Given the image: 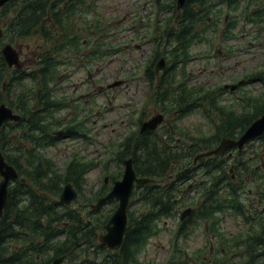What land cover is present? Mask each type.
I'll use <instances>...</instances> for the list:
<instances>
[{"label":"trees","instance_id":"obj_1","mask_svg":"<svg viewBox=\"0 0 264 264\" xmlns=\"http://www.w3.org/2000/svg\"><path fill=\"white\" fill-rule=\"evenodd\" d=\"M100 1L11 0L0 10V106L20 117L18 122H5L0 131L1 152L18 174L9 183L0 212V264H52L62 257L65 264H143L139 256L145 246L161 232L162 222L177 221L181 206L194 210L183 222L179 217L176 246L177 238L191 237V224L197 230L204 223L208 238L224 248L212 257L216 264H264V135L232 156L195 162L223 139L240 138L264 114V64L242 77L246 85L260 83L263 93H243L236 99L238 109L226 103L222 86L192 83L196 72L191 67L206 54L195 53L194 47L211 46L218 33L228 43L249 27L252 40L264 49V0H187L180 11L177 0H152V53L143 72L148 91L137 122L140 125L153 106L167 123L154 132L131 131L107 161L116 164L114 170L105 169L113 182L122 178L126 160H132L139 178L152 180L134 189L129 227L114 253L104 252L98 235L116 205L88 210L104 193H85L86 175L99 165L97 160L74 155L60 169L47 153L65 139H88L86 121L78 119L85 110L80 103L74 105L63 85L75 58L89 56L83 63L88 67L103 50L100 18H91ZM6 45L20 49V68L8 66L2 52ZM30 47L34 53L27 61ZM233 48H227L228 58ZM161 58L168 66L158 75L155 66ZM72 106L75 115H62ZM195 113L201 114L206 127L192 130L181 124ZM3 181L0 175V185ZM68 184L79 192V199L64 206L59 197ZM225 215L243 220L247 230L242 238L227 239L221 231ZM88 218L93 219L90 229ZM210 246L209 242L205 250L191 254L194 264H210L201 260ZM174 252L167 264H193L176 248Z\"/></svg>","mask_w":264,"mask_h":264},{"label":"rangeland","instance_id":"obj_2","mask_svg":"<svg viewBox=\"0 0 264 264\" xmlns=\"http://www.w3.org/2000/svg\"><path fill=\"white\" fill-rule=\"evenodd\" d=\"M153 12L152 0H101L91 18L94 22L98 17L100 18L101 36L99 37L101 39L99 40L103 41V50L94 55V60L88 63V67L83 66V63H87L89 56L75 58L72 68L66 73L68 78L64 79L63 87L74 105L80 103L85 110L78 119L81 122L86 121L88 139H65L56 147L49 149L47 153L60 169H64L65 164L74 155L85 158L87 161L97 160L99 165L86 175L85 193L87 195L101 188L105 178L110 176L105 173L106 167L110 170L115 169L114 162L107 163L112 157L113 147H117L124 136L131 131L139 130L143 122L161 113L155 110V107L147 106L146 109L149 107L148 115L144 117L140 125L137 122L147 98L148 89L143 72L152 53L149 19L152 22ZM146 25H149V28ZM87 32L89 33V29ZM253 38L254 33L248 27L237 40L223 43L218 33L211 46L208 43L196 45L195 53L206 54L191 63L192 69L196 72L192 83H201L209 88L225 84L232 85L236 84L235 82H238V79L245 74L262 69L264 49L256 40H252ZM228 47H234V54L231 58H228V53H226ZM219 49L224 54L221 62L207 58L208 55L213 57L217 54L216 59H218ZM18 53L20 56L19 48ZM32 53H34L33 48L25 53L27 61H31ZM118 81H123V84L116 88H109L111 84ZM248 92L259 95L263 93V88L257 82L243 85L236 90L234 96L231 92L226 94L225 101L238 109L236 99ZM62 115H67V117L75 115L74 106L70 112L62 113ZM181 124L193 130V127H206L207 122L200 113H195L184 119ZM182 210L177 216V221L162 222L161 232L149 240L143 253L140 254L141 263L167 264L171 257L176 255L174 253V242H177L175 232L179 228V217ZM222 219L221 231L227 239L242 238L245 235L247 227L243 220L230 215H225ZM193 226L191 224L188 228L191 233L189 239L177 238L178 248L180 247L187 253L185 254L186 261H193L191 253L200 249L205 250L209 242L214 245L215 254L217 250L224 252L222 244L214 241L216 239L212 241L204 232V228L209 230L208 225L202 223L197 230H194ZM214 255L207 254L201 260L216 264L212 258ZM218 257L222 256L218 255ZM175 264L183 263L176 262Z\"/></svg>","mask_w":264,"mask_h":264},{"label":"water","instance_id":"obj_3","mask_svg":"<svg viewBox=\"0 0 264 264\" xmlns=\"http://www.w3.org/2000/svg\"><path fill=\"white\" fill-rule=\"evenodd\" d=\"M11 0H0V10L4 8ZM187 0H177V9L180 11ZM3 56L10 68L21 67L20 56L17 51V47L12 45H6L3 48ZM167 67V60L161 58L155 66V71L159 75ZM123 84V81H118L109 86V88H116ZM244 85V81H240L235 85H228L225 88L230 89L232 92ZM20 117L10 108L5 105L0 106V131L5 122L13 121L18 122ZM165 123V116L162 113H157L151 119L145 121L141 126V133L154 132L161 125ZM63 132L57 133L62 135ZM264 135V114L258 118L253 124L245 131V133L238 139H223L220 145L211 151L200 154L195 162L205 157L221 156L232 150L242 151L246 146L253 143L258 138ZM232 156V155H230ZM125 170L122 178L114 183L111 192L104 198L100 199L96 205H93V209H98L104 204L111 201H118L119 206L111 219L105 226L106 234L100 237V242L103 246L108 247L112 251H117L123 244L126 230L128 227V210L130 200L136 185H146L152 180L139 178L134 170L132 160H126L124 163ZM0 175L4 181L0 185V212L6 206L8 198V186L13 180L18 179L16 170L8 165L0 148ZM109 178L106 179L108 182ZM79 198L78 191L72 184H68L64 187L59 202L64 206H71ZM193 212L192 208L185 210L181 214V221H185ZM65 258H58L52 264H64Z\"/></svg>","mask_w":264,"mask_h":264},{"label":"flooded vegetation","instance_id":"obj_4","mask_svg":"<svg viewBox=\"0 0 264 264\" xmlns=\"http://www.w3.org/2000/svg\"><path fill=\"white\" fill-rule=\"evenodd\" d=\"M220 38H221V40H223V36H220ZM227 53V52H226ZM219 58L218 59H216V57L218 56L217 54V56H213V59H215V60H217L218 62H221L222 61V59H223V56H224V54H223V51H221V49H219ZM21 56H23L22 54H21ZM244 81V85H246V81L244 80V79H239V81L238 82H240V81ZM238 82H235V83H238ZM228 85H231V84H225V85H223L222 87H223V89H224V91H225V93L226 94H228L229 92H231L232 93V96H234L233 94L236 92V91H234V92H232L230 89H226L225 87L226 86H228ZM236 95V94H235ZM250 145V144H249ZM247 147V146H246ZM234 151H236V150H232V151H230V152H228L229 153V156H230V154H231V152H234ZM238 151V150H237ZM243 151V150H242ZM199 161V160H198ZM197 161V162H198ZM196 162V163H197ZM201 171H199L198 173H200ZM123 173H124V167H123ZM200 175H201V173H200ZM123 176V175H122ZM107 178H109V180H108V182H106V179ZM200 178H201V176H200ZM114 183L115 182H113L112 180H111V178H110V176H108V177H106L105 178V180H104V183H103V185H102V187L101 188H99L98 190L99 191H104V193L102 194V196L100 197V199H102V198H104V197H106L110 192H111V190H112V188H113V186H114ZM193 183H194V181H192V182H190L189 183V189H191L192 187H193ZM105 187V188H104ZM135 188H136V186H135ZM134 188V189H135ZM97 190V191H98ZM79 193V192H78ZM133 195V194H132ZM60 198V197H59ZM99 199V200H100ZM131 201H132V197H131V200H130V203H131ZM98 203V202H97ZM96 203V204H97ZM74 204V203H73ZM95 203L94 204H91L90 206H89V208H88V210H97V209H93L92 208V206L93 205H96ZM116 205V209H115V211L117 210V208H118V206H119V202L118 201H111V202H108V203H106V204H104L102 207H109V205ZM102 207H100V208H98V210L99 209H101ZM129 207H130V205H129ZM189 208H192L193 210H194V207L193 206H191V207H187V208H182V206L179 208L180 209V211H181V209H183L182 211L184 212L185 210H187V209H189ZM129 211V210H128ZM183 212H181L180 213V215L183 213ZM115 213V212H114ZM113 213V214H114ZM113 216V215H112ZM111 216V217H112ZM111 219V218H110ZM109 219V220H110ZM108 220V221H109ZM92 221H93V219H91V218H88V220H87V225H88V229H90L91 228V225H92ZM108 221H107V223H108ZM180 221H181V217H180ZM107 223H106V225H107ZM182 223V222H181ZM105 225V226H106ZM105 226H104V228L100 231V233H99V235H98V242H99V244L104 248V252L105 253H109V252H111V253H114V252H118V250L117 251H112V250H110L108 247H106V246H103L102 244H101V242H100V237L102 236V235H104V234H106V230H105ZM128 227H129V217H128ZM128 227H127V230H128ZM189 228V227H188ZM180 229V226H179V228H178V230ZM127 230H126V232H127ZM177 233V231L175 232V234ZM126 235V234H125ZM125 239V238H124ZM176 241V240H175ZM215 241V240H214ZM124 242V241H123ZM174 244H175V246H174V251H175V248H176V250H177V253H179V252H182L184 255L185 254H187L186 252H185V250L183 251V250H178V248H177V246H176V242H174ZM121 248V247H120ZM214 245L211 243V246H210V255L212 256V255H214L215 254V251H214ZM185 252V253H184ZM195 252H197V251H195ZM194 251L191 253V254H194L195 253ZM175 253V252H174ZM66 260V259H65ZM191 263H195L194 261H191ZM64 264H65V261H64Z\"/></svg>","mask_w":264,"mask_h":264}]
</instances>
